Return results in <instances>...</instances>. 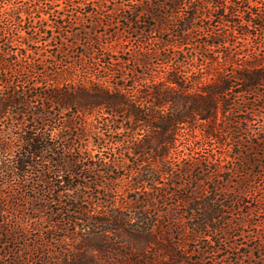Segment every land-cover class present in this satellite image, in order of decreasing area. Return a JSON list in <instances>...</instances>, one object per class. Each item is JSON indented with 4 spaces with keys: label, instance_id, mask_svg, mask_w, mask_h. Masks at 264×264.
I'll use <instances>...</instances> for the list:
<instances>
[{
    "label": "trees",
    "instance_id": "obj_1",
    "mask_svg": "<svg viewBox=\"0 0 264 264\" xmlns=\"http://www.w3.org/2000/svg\"><path fill=\"white\" fill-rule=\"evenodd\" d=\"M48 1L34 5L20 0L0 12L8 22L0 25L4 46L0 73L6 68L40 70L34 68L35 60L24 39L23 53L11 48L13 36L8 31L10 23H24L23 14L45 13L54 3ZM86 3H95L100 9L111 5L112 11L127 14L121 16L122 24L138 33L140 50L135 59L140 63L157 53L147 48L151 42L148 30L152 32L156 22L170 17L166 26L176 50L163 60L174 59L175 63L158 75L142 74L132 85L118 82L124 75L107 84L94 73L87 82L52 84L40 93L0 77V121L8 114L17 124L14 141L0 130V236L12 245L0 254V264H200L204 254L221 249L217 243L232 223L226 212L235 203L233 192L224 186L230 181L224 158L212 153L202 159L201 148L211 139L226 143L232 135L237 145L246 139L254 153L264 143V123L257 121L255 127L251 114L229 118L234 111L230 95L255 94L264 85V0ZM216 12L221 23H229V29L217 28L206 35L209 40L200 42L195 29H212L200 23ZM229 13L237 19H227ZM41 20H32L30 26L38 24L43 29ZM253 22L259 28L256 35L249 29ZM140 24H147L148 30ZM236 35L251 38L244 46L250 55L244 62H238L240 52L231 50L230 37ZM193 41L200 49L209 47L200 61L195 50L183 48ZM107 64L112 73L122 72L121 66ZM106 68L101 64L94 70L98 73ZM210 74L213 77H207ZM232 83L242 89L233 92ZM53 104L74 108L84 116L96 113L98 133L104 127V131L126 136L129 143L121 142L117 149L119 154L135 156V161L128 173L118 175L124 193L116 194L111 192L113 188L98 183L100 176H110L119 165L114 148L106 155L100 151L75 154L64 122L46 127L47 122L58 121L49 110ZM25 114L32 117L28 123L21 117ZM183 139H190L187 152L179 148ZM233 159L252 163L239 152ZM209 165H214L213 170H208ZM91 189L95 195L90 194ZM242 196L249 203L248 193ZM202 240L208 245H196ZM51 241L56 247H49ZM193 253L200 259H193Z\"/></svg>",
    "mask_w": 264,
    "mask_h": 264
},
{
    "label": "rangeland",
    "instance_id": "obj_2",
    "mask_svg": "<svg viewBox=\"0 0 264 264\" xmlns=\"http://www.w3.org/2000/svg\"><path fill=\"white\" fill-rule=\"evenodd\" d=\"M19 1L0 0V12L4 11L12 3H18ZM23 1L34 5H39L41 2L44 4L45 2V0ZM53 1L54 3L45 13L32 12L29 15L23 14V24H9L8 33L13 36L11 48L20 50L18 51L19 54L23 53L25 43H22L21 39H24L29 44V56L35 60L34 68L40 70L37 72L34 70L33 72H27L26 70L18 72L19 70L6 68L0 73V77L6 78L7 82L17 85L23 84L25 88L32 86L34 92L40 93L46 88H52V84L62 85L68 82H74V84L87 82L88 78H91L90 76L96 73L105 83L116 82L117 76L124 75L122 80L118 82L123 81L127 85H132L142 74L158 75L164 67L167 68L169 67L168 65L175 63L174 59L170 61L163 60L165 55L172 56L174 50H176L170 42L172 37L168 26H166L168 21H170V17L166 21L164 20L163 23L156 22L157 26L152 32L146 27L148 26L147 24L138 25L148 30L151 42L147 45V48L157 52L156 55H151L145 63H140V61L135 59L136 54L140 50L138 49V41H136L138 33H134L133 29L122 24L121 16L127 15L123 10L114 9L112 11L113 7L111 5L108 8L100 9L95 3H86L89 0ZM123 1L126 3L132 0ZM46 2L49 3L48 0ZM217 14V12L214 15L212 14L210 20L203 19V23H200L201 25H208L212 29H195L194 34L197 35L200 42L209 40L206 35L211 31L218 30L217 28L222 30L229 29V23L226 21L221 23L216 17ZM228 16L230 17H227V19L232 20L234 18L230 13ZM3 17L4 15H0V25H8L6 24L8 22ZM40 18L42 19L41 24L44 26L43 29H39L38 24L34 27L30 26L32 20L36 21ZM253 23L249 29L252 34L256 35L259 33V28L255 25V22ZM42 30L47 32L42 33ZM230 38L233 40L232 43H234L231 46L232 52H240L241 54L237 58L238 62H244L246 57L250 56L249 51H247L248 48H244V46L249 44L251 38L249 36L241 38L238 35ZM0 46V50H2L4 46H2L1 38ZM183 48L185 51L195 50L198 61L203 59V54L209 52V47L200 49V44L196 41L184 45ZM98 60L101 61L97 64L96 61L98 62ZM103 61L104 63H102ZM109 61L121 66L122 72L112 73L108 69L107 62ZM198 61L197 63H200ZM101 64H105L107 68L97 73L94 68L101 67ZM230 74L233 75L232 73ZM207 77L211 78L213 75L210 74ZM231 80V82H234L233 79ZM232 84L234 86L233 92L242 89L239 85ZM230 98L234 111L229 118L233 120L241 119L251 114L255 118V127L259 125L257 121L264 123V85L260 86L255 94L249 92L242 97L235 98L230 95ZM49 110L52 116H56L58 121L56 120L55 123L47 122L46 127L51 128L57 122H64V125H66L64 132L70 137L75 154L82 155L87 151L95 154L100 151L106 155L110 153L111 148H114L115 152H117L115 156H117L119 165L110 176H100L98 183L110 189L113 188L111 192L116 194L124 193V182L119 180L118 175L128 173L130 166L134 165L135 161L133 158L135 156L130 155V157L123 152L119 154V149H117L121 142L124 144L129 143L126 136L122 133L116 134L104 131V127L101 129L102 133H98L99 129L95 128L97 123L95 122L96 113L84 116L81 113H75L74 108H60L55 104L51 105ZM21 117L27 123L32 118L28 114ZM16 127L15 119L8 114L0 121V130H3V134L9 140L14 141L17 134ZM197 134L201 137L199 130H197ZM232 137L234 139L227 138L226 143H218L215 139H211L209 140L210 143L202 147L199 153L202 159L208 158L212 153L217 156L216 158H219L218 156L224 158L222 164H225L228 169L227 173L230 174V181L227 184L225 183L224 186H228L227 189L233 192L232 196L235 199L232 210L226 212V217L232 220L231 227H226L225 234L221 235L222 239L217 243L218 248L221 249L215 253L204 254L200 264H264V143L254 153V151H251L246 139H243L241 144L237 145L234 143L236 136L232 135ZM253 140V142L258 141V139ZM189 142L190 139H183L179 148L187 152L185 148H187L186 146ZM238 152L241 153L242 157L251 160V165L235 161L233 157ZM213 168L214 165H209L208 170H213ZM215 179L216 182L222 184L220 177H215ZM183 182L187 184L188 177H185ZM240 184L243 187H240ZM100 190L102 191V189ZM101 191L98 192V195L102 196ZM93 192L94 190L91 189L90 194L92 195ZM243 193H248L249 198L246 200L249 203H244ZM171 201H174V199L171 198ZM245 212L249 214L246 213L245 215ZM197 240L199 242V239ZM8 244V240L4 236H0L1 255L4 254L6 249L12 247V245ZM53 244L56 247L55 243H52L49 247H52ZM202 244H205L203 240L201 245L196 243L199 246H202ZM205 245H208V243L206 242ZM220 254L224 256L221 257ZM191 257L200 259V256L196 253L191 254Z\"/></svg>",
    "mask_w": 264,
    "mask_h": 264
}]
</instances>
